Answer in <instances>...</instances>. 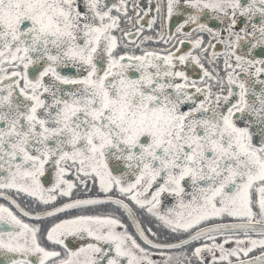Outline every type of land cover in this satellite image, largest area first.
I'll return each mask as SVG.
<instances>
[{"label":"snow or ice","instance_id":"snow-or-ice-1","mask_svg":"<svg viewBox=\"0 0 264 264\" xmlns=\"http://www.w3.org/2000/svg\"><path fill=\"white\" fill-rule=\"evenodd\" d=\"M0 264H264V0H0Z\"/></svg>","mask_w":264,"mask_h":264}]
</instances>
